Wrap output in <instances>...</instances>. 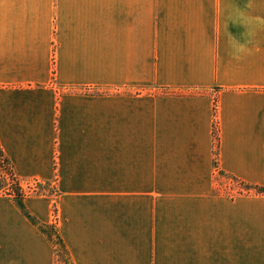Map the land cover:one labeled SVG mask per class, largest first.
Here are the masks:
<instances>
[{
    "label": "crops",
    "instance_id": "0c3cea01",
    "mask_svg": "<svg viewBox=\"0 0 264 264\" xmlns=\"http://www.w3.org/2000/svg\"><path fill=\"white\" fill-rule=\"evenodd\" d=\"M264 0H0V145L71 264H264ZM0 196V264H64Z\"/></svg>",
    "mask_w": 264,
    "mask_h": 264
},
{
    "label": "trees",
    "instance_id": "16d2710c",
    "mask_svg": "<svg viewBox=\"0 0 264 264\" xmlns=\"http://www.w3.org/2000/svg\"><path fill=\"white\" fill-rule=\"evenodd\" d=\"M215 167L217 168V156L219 149V142L217 136V130L215 129ZM220 175H226V173L220 171ZM233 181L241 185L246 189L248 195H264V187L254 186L239 180L238 178L232 177ZM37 182V181H36ZM0 196H7L13 198L19 210L22 212L24 217L36 228H38L44 235L47 236L48 240L57 248L61 249L63 255L67 256L65 244L61 239L58 230L55 225L41 224L36 217H34L27 209L25 201L30 197V193L24 188L23 180L18 176L16 169L6 155L2 146L0 145ZM53 237L55 240H53Z\"/></svg>",
    "mask_w": 264,
    "mask_h": 264
},
{
    "label": "rangeland",
    "instance_id": "374dc122",
    "mask_svg": "<svg viewBox=\"0 0 264 264\" xmlns=\"http://www.w3.org/2000/svg\"><path fill=\"white\" fill-rule=\"evenodd\" d=\"M216 158V156H215ZM218 160V156H217ZM215 162V160H214ZM218 163V162H217ZM233 176H230L228 174L226 175H220V170L217 166L216 168V176H215V185H216V192L222 193L226 196H229L231 198H236L240 196H257L254 194L248 195L246 194L247 191L245 188H243L241 185L233 181ZM24 188L27 192L30 193L29 198H46L49 197L53 200L54 198V184L53 182H36L35 180H24ZM264 196V195H259ZM53 240L55 238L53 237ZM58 256L60 257L61 261L64 264H71L69 258L67 256L63 255L61 252V249L58 248Z\"/></svg>",
    "mask_w": 264,
    "mask_h": 264
}]
</instances>
